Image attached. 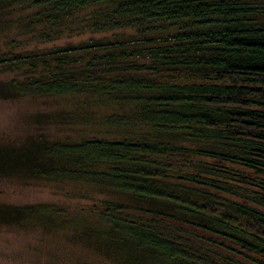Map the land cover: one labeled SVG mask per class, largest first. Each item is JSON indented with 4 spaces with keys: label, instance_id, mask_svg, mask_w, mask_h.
Listing matches in <instances>:
<instances>
[{
    "label": "trees",
    "instance_id": "16d2710c",
    "mask_svg": "<svg viewBox=\"0 0 264 264\" xmlns=\"http://www.w3.org/2000/svg\"><path fill=\"white\" fill-rule=\"evenodd\" d=\"M13 17L38 43L89 36L0 54L18 73L8 94L115 101L125 110L109 123L153 133L45 139L20 151L28 170L131 195L101 210L124 243L183 264H264V0H0V27Z\"/></svg>",
    "mask_w": 264,
    "mask_h": 264
},
{
    "label": "rangeland",
    "instance_id": "374dc122",
    "mask_svg": "<svg viewBox=\"0 0 264 264\" xmlns=\"http://www.w3.org/2000/svg\"><path fill=\"white\" fill-rule=\"evenodd\" d=\"M11 19L0 27V54L48 53L89 36L38 43L22 36L17 18ZM7 38L15 43L5 46ZM15 77L17 72L0 69V264H183L115 238L101 210L112 203L134 206L131 195L102 181L38 176L22 164V148L45 139L141 138L152 131L109 123L125 107L84 93L8 94L3 88Z\"/></svg>",
    "mask_w": 264,
    "mask_h": 264
}]
</instances>
